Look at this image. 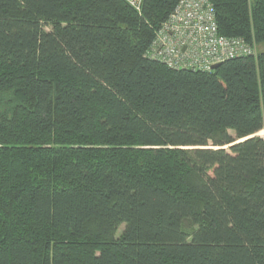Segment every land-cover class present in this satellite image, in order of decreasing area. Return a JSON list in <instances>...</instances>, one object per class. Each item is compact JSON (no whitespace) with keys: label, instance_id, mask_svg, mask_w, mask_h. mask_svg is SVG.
Masks as SVG:
<instances>
[{"label":"trees","instance_id":"obj_1","mask_svg":"<svg viewBox=\"0 0 264 264\" xmlns=\"http://www.w3.org/2000/svg\"><path fill=\"white\" fill-rule=\"evenodd\" d=\"M179 1L0 0V264H264V0L210 72L145 56Z\"/></svg>","mask_w":264,"mask_h":264},{"label":"built area","instance_id":"obj_2","mask_svg":"<svg viewBox=\"0 0 264 264\" xmlns=\"http://www.w3.org/2000/svg\"><path fill=\"white\" fill-rule=\"evenodd\" d=\"M123 1L140 13L143 0ZM255 55V48L242 39L218 35L208 0H180L145 53L169 69L202 72L228 60Z\"/></svg>","mask_w":264,"mask_h":264},{"label":"rangeland","instance_id":"obj_3","mask_svg":"<svg viewBox=\"0 0 264 264\" xmlns=\"http://www.w3.org/2000/svg\"><path fill=\"white\" fill-rule=\"evenodd\" d=\"M134 11H135V10H134ZM135 12H136V11H135ZM138 14H139V13H138ZM256 54H258V53H256ZM258 136H260V137H264V131H261V132L258 134ZM184 225H185V226H184L185 229H189V228H190V226L188 225L187 222H185ZM122 229H123V227H120V228H119V230L116 232V236L120 235Z\"/></svg>","mask_w":264,"mask_h":264},{"label":"water","instance_id":"obj_4","mask_svg":"<svg viewBox=\"0 0 264 264\" xmlns=\"http://www.w3.org/2000/svg\"><path fill=\"white\" fill-rule=\"evenodd\" d=\"M218 67V65H215L212 67V70L216 69Z\"/></svg>","mask_w":264,"mask_h":264}]
</instances>
